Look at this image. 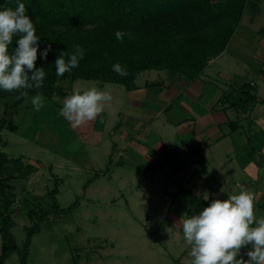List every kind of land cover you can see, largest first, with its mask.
Here are the masks:
<instances>
[{
  "label": "rangeland",
  "instance_id": "374dc122",
  "mask_svg": "<svg viewBox=\"0 0 264 264\" xmlns=\"http://www.w3.org/2000/svg\"><path fill=\"white\" fill-rule=\"evenodd\" d=\"M263 45L264 0H248L229 47L209 62L197 80L201 82L200 87L195 82L188 89L195 96L198 115L207 112L202 103L206 94L211 97L231 86L238 88L240 83L253 84L257 89L263 87V77L258 71L264 70V59L259 51ZM172 79H176L178 88L184 86L183 81H189L166 71L151 70L139 74L136 84L149 87L143 90L149 94L144 100L146 104L141 107L133 104L130 92L123 85L101 87L96 81L66 79L62 84L72 93L96 87L112 96L96 118V129L88 145L79 142L73 132L66 133L63 128L66 122L62 124V133L58 128L47 132L46 126L40 142L27 139L32 123L38 129L46 116L58 108L56 104H53V111L41 112L25 104L14 113L18 132H0V152L12 158L24 156L29 162L43 161L45 165L29 179L12 182L15 250L5 264H22L26 228L37 221L30 218L29 212L52 205L49 192L57 181V202L65 212L47 217L40 223V232L32 238L27 264H190V246L177 225L184 214L188 218L200 212L190 197L202 198L210 204L212 200H226L239 194L241 186L234 184L223 190L225 193L217 194V183L238 169L241 161L248 160V154H253L249 138L252 136L254 141L261 135L255 137V134L236 132L233 147L222 145L217 149L221 152H218L219 156L217 150L211 153L209 148L204 153L206 161L205 158L196 159L195 164L179 170L186 158L178 157V154L187 155L191 151L189 156L194 159L200 155L192 154L195 144L191 139L181 140V136L187 134H180L176 122L177 116H185L180 104L182 98L190 99L187 91L175 100L171 111L164 112L169 102L162 97L166 88L160 86ZM250 89L255 91L254 87ZM262 92L260 95L264 96ZM0 93L7 94L3 90ZM159 110L161 113L158 114ZM139 128L144 130L145 139L133 135ZM121 133L129 138L120 136ZM189 134L192 137V132ZM2 140L9 144L3 145ZM230 151L232 154L226 157V152ZM231 158L234 162L227 163ZM159 161L161 170L156 169ZM177 170V174L172 175ZM242 181L239 177L235 182L241 185ZM181 188L188 191L190 197L187 192L179 194ZM257 211L264 210L255 204L256 216ZM248 250L251 246L241 249L237 259L246 261L244 256Z\"/></svg>",
  "mask_w": 264,
  "mask_h": 264
},
{
  "label": "trees",
  "instance_id": "16d2710c",
  "mask_svg": "<svg viewBox=\"0 0 264 264\" xmlns=\"http://www.w3.org/2000/svg\"><path fill=\"white\" fill-rule=\"evenodd\" d=\"M19 3L25 5L26 15L31 17L40 38L36 68L43 67L46 71L42 87L27 90L28 94L65 96L62 83L66 79L96 81L102 87L120 84L133 90L139 74L156 70L196 81L209 62L226 50L248 0H0V10H15ZM117 31L124 33L122 42L116 37ZM17 39V36L13 37L10 53ZM49 44L52 50L45 61L40 58V52ZM76 45L84 49V58L77 68L62 77L57 76L55 60L61 52L71 53ZM114 64L125 66L128 75H117L112 70ZM250 88L251 85L244 83L237 90L224 92L219 102H230L235 107L239 101L253 102L256 97ZM16 95L21 97L16 91L0 93V100ZM24 99L21 97L16 107ZM4 129L15 132L18 127L5 116L0 119V131ZM159 163L161 161L156 169L161 170ZM34 172L33 166L21 159L10 160L0 152V264H5L15 250L12 182L28 179ZM57 185L58 181L49 192L52 200L49 208L29 212L30 218L37 221L26 228L22 264H27L32 238L40 232V223L47 217L65 212L57 202ZM182 192H187L190 197V193L181 188L179 194ZM190 199L199 211L208 206L202 198Z\"/></svg>",
  "mask_w": 264,
  "mask_h": 264
},
{
  "label": "clouds",
  "instance_id": "9594fccd",
  "mask_svg": "<svg viewBox=\"0 0 264 264\" xmlns=\"http://www.w3.org/2000/svg\"><path fill=\"white\" fill-rule=\"evenodd\" d=\"M26 11L23 3L15 10H0V90L19 92L25 103L30 100L33 110L38 112L44 107V99L39 93L29 97L27 90L42 87L46 71L36 68L40 38ZM14 36L18 39L10 53ZM123 36V32L117 31L121 42ZM51 50L49 44L40 52V58L46 61ZM84 55L79 45L71 53L61 52L54 62L56 75L62 77L77 68ZM112 70L122 77L128 75L126 67L120 64H114ZM111 100L109 92L96 87L76 91L62 101L60 114L72 127H80L95 120ZM185 216L177 225L190 246V264H264V218L257 219L255 215V195L251 191L241 188L239 194L226 200H212L197 215ZM248 246V259H237L241 249Z\"/></svg>",
  "mask_w": 264,
  "mask_h": 264
},
{
  "label": "crops",
  "instance_id": "0c3cea01",
  "mask_svg": "<svg viewBox=\"0 0 264 264\" xmlns=\"http://www.w3.org/2000/svg\"><path fill=\"white\" fill-rule=\"evenodd\" d=\"M229 44L227 48L229 47ZM256 51H258V49ZM259 51L262 53V58L264 59V45L262 46L261 50L259 49ZM213 61L214 59H212L210 63ZM258 71L260 75H262L263 77V79H261L263 80L261 83L263 84V87H261L260 89H257L256 86L251 84V87H254L255 89V91L252 92L253 96L256 97L255 102L251 101V102H247L244 104V102L239 101L238 107L231 106L230 102H223V103L219 102L224 92L234 91V89L237 90L238 88L242 86L243 83H240V86L238 88L230 85L232 88L222 93L218 92L217 94L212 95L211 97L207 94L204 95V99L202 100V103L204 105L203 109L204 111L206 110L207 112H205L204 115L202 116L198 115L197 113V109H196L197 102H195V99H193L195 98V96L193 95V93H190L191 91L188 90L193 87L195 82L198 84L197 87H200L199 85L201 84V82L197 81L198 79L194 82L188 81V83L186 81H183L184 86H182V88H178L177 86H175L176 79L170 80L171 82L170 83L168 82L169 84L163 83L161 84L160 87H165L167 89V90L165 89V92L162 95L163 99L166 102H169L168 105L164 107L165 109L164 112L171 111L173 107L172 105L174 104L175 100L182 98V96L184 95L183 94L184 91H187V95L190 98V99L182 98V101H181L182 103L180 104V108H181V111L184 112L185 116L184 118L177 116L176 122H178V128H179L180 134H183L185 132L187 134L186 136H181V140L191 139L192 143L195 144V149L192 150L193 152L192 154L194 155V153L196 152L200 156H197V158L194 159V156H189V153L191 151L187 155H184V153H180L177 155V153H175L174 156L176 155L178 157L185 156L184 158H186L184 162H182L183 166L179 170L185 169L191 164H195L197 162L196 159L199 160L200 158H205V161H206V155L204 153L209 148H210L211 153L212 152L214 153V151L222 147V145H227V146L234 145L235 138H236L235 136L236 132L237 133L240 132L242 134L249 133L250 135L255 134V137L257 136V134L261 135L258 139H255L254 141H252L253 139L252 136L251 137L249 136L250 137L249 142H252L250 143V145L253 149V154H248L249 156L248 160L246 158L245 160L241 161L240 162L241 166H239L238 169H234L229 176L223 177L221 179V182L217 183L218 188H217L216 193L220 194L228 186H232L233 184L235 186L239 185L241 186V188H244L245 190L251 191L252 193H254L255 204L257 205V207H260L261 209L263 208L264 210V96L260 95V94H263L262 91H264V75H263L264 70L259 69ZM181 80H179L178 82L181 83ZM65 83L66 81L63 84ZM135 84H136V81H135ZM70 85L73 86L74 83H71ZM178 85L181 86V84H178ZM62 87L64 89L63 90L64 93H67L65 96H58V95L46 96V95L41 94L42 98L44 99V107L41 108L42 110L40 109V112L44 110L53 111L54 109L53 104H56L58 108L55 109L53 112H51V114L46 116V119L42 123L39 122L37 124L39 125L41 123L38 129L36 127H33V123H32V127L29 131L30 135L27 136V139L38 143V141L42 137V134L45 132V127L48 126L47 132L54 131V129L58 128V131H60L59 133H62L63 128H65L67 131L66 133L71 134L73 132L75 136L79 138L78 139L79 142H81L84 145H88L89 140H90L89 138L93 136V133L95 132V129H96L95 128L96 119L91 122H88L87 124L83 126L76 127V128L72 127V125L60 114V109L62 108L63 105L59 103L61 100H64L68 95H70L72 93V90L65 89L63 85ZM148 88H149L148 85H145L144 87L142 86L140 87L136 84L135 89L128 90L131 94V99L134 101L133 102L134 105L141 107L146 104L144 100L148 98L149 91H143V90H147ZM29 96H35V95H29ZM20 100H21V97L18 95L11 96V97L7 96L6 98L0 100V119L6 116L8 119H12L14 121V118H13L14 113L17 112L18 109H20L26 104L25 99H24L23 103H21L19 106L16 107V105L19 103ZM26 105L28 107L32 106L31 102H28ZM159 113H161V110L158 111V114ZM189 115L191 116L190 118H189ZM38 116L40 115L38 114ZM194 116L196 118H194ZM168 121L171 122V120H168ZM64 122L66 123L64 124L62 128V124ZM4 130H7V129H4ZM17 132H18V129L14 133H17ZM133 132H134L133 134L134 136L145 139L143 137V133H144L143 129L139 128V129L134 130ZM191 132L193 134L192 137L189 134ZM155 133H158V132L155 131ZM120 136L127 138V139L129 138L124 133H121ZM2 144L6 145L9 143L8 141L5 142L2 140ZM232 151L235 152V149ZM218 152L219 150H217V156H219ZM219 153L221 154V152ZM231 154H232L231 151L230 153L226 152V157H229V155ZM6 155L10 160L21 159L25 164H29L33 166V168L35 169V172L32 175L37 173L40 170V167L45 165L43 161L42 162H35V161L29 162L24 158V156L19 157V158H12L8 154ZM219 158H222V157L220 156ZM228 162L230 164L234 162V160L231 158L227 161V163ZM50 167L51 169L53 168L52 166ZM179 170L175 171V173H172V175L177 174ZM211 177L212 175H210V178ZM239 177H241L243 180L241 185L235 182ZM223 192L225 193V191ZM206 203L208 204L207 201ZM258 212L259 211H257V213ZM256 217L257 219L264 218V211L259 212ZM244 258L246 259V255L244 256Z\"/></svg>",
  "mask_w": 264,
  "mask_h": 264
}]
</instances>
